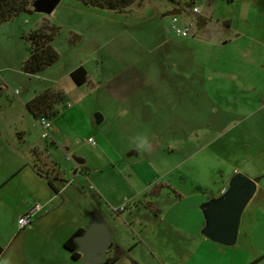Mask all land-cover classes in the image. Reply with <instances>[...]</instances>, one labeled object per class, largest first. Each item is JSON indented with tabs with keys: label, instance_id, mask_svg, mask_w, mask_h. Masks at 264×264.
<instances>
[{
	"label": "rangeland",
	"instance_id": "rangeland-1",
	"mask_svg": "<svg viewBox=\"0 0 264 264\" xmlns=\"http://www.w3.org/2000/svg\"><path fill=\"white\" fill-rule=\"evenodd\" d=\"M252 1L141 0L127 12L87 5L80 0H60L52 12L33 5L30 11L0 27V83L7 86L0 94V117L17 113L13 103L29 93L47 89L62 91L65 99L59 104V114L52 117L59 118L56 133L50 128L49 135L43 138L44 130L36 127L31 135L35 141L48 144L46 159L52 173L59 172L58 183L74 181L87 196H96L97 216L102 215L115 233L129 241L138 236L151 239L156 224L152 196H209L216 187L214 182L207 185L208 180L213 181V170L202 162V153L192 155L204 141L196 134L201 135L200 131L207 128V118L195 110L188 115L192 120L171 118L173 104L167 100L176 91L179 93L180 90L173 88L182 80L173 82L175 73L171 62L155 59L157 51L154 49L159 47L158 51H165L172 43L176 45L178 38L172 29L168 31L174 16H164V13L179 5L181 14H177V26L189 27L192 33L196 29L194 21L200 17L193 13V6L201 7L217 28V21L225 14L236 20L244 15ZM43 18L60 26L53 40L60 58L42 72L28 74L23 69L29 55L24 34L41 25ZM167 38L172 40L166 43ZM162 41L164 44L160 47ZM200 45L204 43L199 40L195 48ZM83 64L90 77L87 83L78 86L69 71ZM159 80L161 88L154 90ZM156 99L165 101L160 114H154L159 108L154 105ZM211 106L203 105L207 110ZM141 107L144 110L139 112ZM98 113L103 116L100 123L96 121ZM52 118H48L50 124ZM56 135L60 145L52 143ZM145 137L151 144L150 152L139 146ZM89 138H93L96 145L90 143ZM74 156L86 161L85 169L77 174ZM125 196H140L142 200L129 203ZM142 201L146 202L137 207ZM172 217L173 213L167 215L165 225ZM256 236L263 241L264 221ZM46 238L44 232L29 235L23 232L18 237L20 248L25 245L26 264H48L52 260L55 264L61 259L58 249ZM248 245L241 243L234 251L227 246L226 252L212 243L194 246L195 254L187 264H264V258L257 263L249 262L254 246ZM137 247L133 255L139 256L143 264H173L167 241L160 244L162 262L157 259L159 256L150 255L145 245L140 243ZM257 247L259 252L264 249L262 243Z\"/></svg>",
	"mask_w": 264,
	"mask_h": 264
},
{
	"label": "crops",
	"instance_id": "crops-1",
	"mask_svg": "<svg viewBox=\"0 0 264 264\" xmlns=\"http://www.w3.org/2000/svg\"><path fill=\"white\" fill-rule=\"evenodd\" d=\"M180 8L178 5L172 10L181 14ZM246 9L244 15L236 20L230 14H225L222 20L217 21V28H214L212 19L201 8L200 13H195L200 17L194 21V32L190 30L187 37L177 36L176 45L172 43L165 51H158L159 47L153 50L157 51L155 59L172 63L175 73L173 82L182 80L179 84L175 83L173 88L180 90L179 93L176 91L167 100L173 104L171 118L192 120L188 118L191 110L207 118V128L200 131L201 135L196 134L204 141L197 151L193 150L192 155L202 153V162L213 170V181L208 180L207 185L214 182L216 187L209 196H152L156 220L153 238L147 240L138 236V239L129 241L111 229L112 242L108 257H119L114 264H143L139 256L133 255L140 243L146 246L150 255L159 256L157 259L162 262L160 244L166 241L169 242L173 264H187L195 254L194 246L200 247L205 243L217 245L220 251L225 252L227 246L234 251L241 243L249 244L250 247L253 244L249 262L257 263L264 258V249L259 252V248H256L258 243L264 245V238L262 241L256 236L259 225L264 221V3L254 0ZM164 16H167V12ZM45 20L43 18L40 24ZM168 31H171L170 27ZM168 40L172 39L167 38L165 42ZM199 40L204 45L195 48ZM163 44L162 41L159 46ZM81 66L88 71L84 64L78 67ZM78 67L69 71L70 77ZM159 77L162 80L160 74ZM160 83L159 80L158 85H154V90L159 91ZM6 87L2 85L0 94L4 93ZM118 88L122 90V87ZM38 94L29 93L27 97L19 99L13 103L17 113L0 117V262L7 259L10 264H26L25 245L23 249L20 248L18 237L23 232L26 235L44 232L48 237L46 239L61 254V259L55 264H88L73 259L64 243L79 229L87 230L98 215L97 197L87 196L80 186L74 185V181L59 184V172L52 173L46 159L48 144L35 141L31 136L36 127L44 130L39 118L27 107V103ZM161 100L156 99L154 102L159 107L154 114L162 113L165 101ZM207 104L212 105L209 110L203 107ZM138 110L141 112L144 109L141 107ZM136 114L145 120L146 117L138 111ZM52 119L49 129L56 133V121L59 118ZM59 141L58 135L52 138L54 145H60ZM75 161L78 165L77 174L79 170L85 169L86 161L77 157ZM237 173L249 176L256 182L257 189L241 216L236 243L225 245L205 234L208 226L207 208L222 197ZM124 199L132 203L137 202L140 196H125ZM37 201L43 204V210L29 229L19 228L20 215ZM143 202L146 201L135 204L138 207ZM170 213H173L172 220L165 225ZM11 220L13 224H10ZM54 262L52 260L48 264Z\"/></svg>",
	"mask_w": 264,
	"mask_h": 264
},
{
	"label": "trees",
	"instance_id": "trees-1",
	"mask_svg": "<svg viewBox=\"0 0 264 264\" xmlns=\"http://www.w3.org/2000/svg\"><path fill=\"white\" fill-rule=\"evenodd\" d=\"M87 5L114 10L116 12H127L137 1L141 0H80ZM36 0H0V25L12 20L19 14L29 11ZM60 31V26L45 20L36 28L30 29L24 34V39L29 46V55L23 62V69L28 74H36L47 69L56 63L60 54L53 46V40ZM80 38V36H78ZM77 38V39H78ZM73 40H76L73 38ZM71 77L77 85H83L89 81L88 71L83 67H78L71 73ZM65 99L62 91L47 89L27 103V107L37 118L45 116L52 118L59 112V104ZM51 186L54 188L52 180ZM86 230L79 229L64 243V247L71 253L75 260L81 258L77 251L78 244L75 241L77 236L85 233ZM2 250H0V253ZM119 259L118 256L107 257L101 264H114Z\"/></svg>",
	"mask_w": 264,
	"mask_h": 264
},
{
	"label": "water",
	"instance_id": "water-1",
	"mask_svg": "<svg viewBox=\"0 0 264 264\" xmlns=\"http://www.w3.org/2000/svg\"><path fill=\"white\" fill-rule=\"evenodd\" d=\"M60 0H36L34 6L40 10L52 12ZM177 10L167 12L176 15ZM103 120L96 114V121ZM257 184L244 173H237L222 197L207 208L208 226L205 234L225 245H234L237 241L241 216L247 204L254 196ZM80 260L88 264H101L106 261L111 248L112 231L101 216H95L85 233L75 238Z\"/></svg>",
	"mask_w": 264,
	"mask_h": 264
},
{
	"label": "built area",
	"instance_id": "built-area-1",
	"mask_svg": "<svg viewBox=\"0 0 264 264\" xmlns=\"http://www.w3.org/2000/svg\"><path fill=\"white\" fill-rule=\"evenodd\" d=\"M192 11L194 13H200L201 8L199 6H193ZM172 27L171 29L177 34L178 36L187 37L190 35V28L189 27H179L177 26L178 16L173 15ZM2 85L0 84V88ZM39 121L44 128L43 137H47L49 135V127L50 123L48 121V117L41 116L39 117ZM88 141L93 145H96V142L93 138H89ZM43 210V204L39 201L34 202L30 205V207L20 215L19 217V227L21 229L30 228L34 222L35 217Z\"/></svg>",
	"mask_w": 264,
	"mask_h": 264
},
{
	"label": "clouds",
	"instance_id": "clouds-1",
	"mask_svg": "<svg viewBox=\"0 0 264 264\" xmlns=\"http://www.w3.org/2000/svg\"><path fill=\"white\" fill-rule=\"evenodd\" d=\"M141 148H142V150H144V151H151V144L148 142V140H147V137H145L144 139H143V141H141V144L139 145ZM0 264H10V261H8L7 259L6 260H4L3 262H0Z\"/></svg>",
	"mask_w": 264,
	"mask_h": 264
},
{
	"label": "flooded vegetation",
	"instance_id": "flooded-vegetation-1",
	"mask_svg": "<svg viewBox=\"0 0 264 264\" xmlns=\"http://www.w3.org/2000/svg\"><path fill=\"white\" fill-rule=\"evenodd\" d=\"M78 249V248H77Z\"/></svg>",
	"mask_w": 264,
	"mask_h": 264
}]
</instances>
